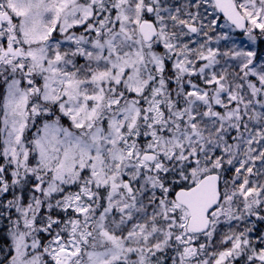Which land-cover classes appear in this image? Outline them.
Returning a JSON list of instances; mask_svg holds the SVG:
<instances>
[{
    "label": "snow or ice",
    "instance_id": "obj_1",
    "mask_svg": "<svg viewBox=\"0 0 264 264\" xmlns=\"http://www.w3.org/2000/svg\"><path fill=\"white\" fill-rule=\"evenodd\" d=\"M0 264H264V0H0Z\"/></svg>",
    "mask_w": 264,
    "mask_h": 264
}]
</instances>
